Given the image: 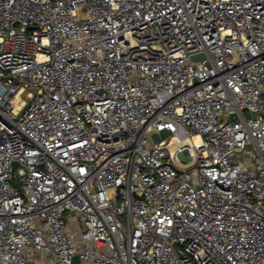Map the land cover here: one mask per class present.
Segmentation results:
<instances>
[{
  "label": "built area",
  "instance_id": "built-area-1",
  "mask_svg": "<svg viewBox=\"0 0 264 264\" xmlns=\"http://www.w3.org/2000/svg\"><path fill=\"white\" fill-rule=\"evenodd\" d=\"M34 253L264 264V0H0V264Z\"/></svg>",
  "mask_w": 264,
  "mask_h": 264
},
{
  "label": "crops",
  "instance_id": "crops-1",
  "mask_svg": "<svg viewBox=\"0 0 264 264\" xmlns=\"http://www.w3.org/2000/svg\"><path fill=\"white\" fill-rule=\"evenodd\" d=\"M33 264H53L54 257L44 253H34L30 259Z\"/></svg>",
  "mask_w": 264,
  "mask_h": 264
},
{
  "label": "water",
  "instance_id": "water-1",
  "mask_svg": "<svg viewBox=\"0 0 264 264\" xmlns=\"http://www.w3.org/2000/svg\"><path fill=\"white\" fill-rule=\"evenodd\" d=\"M198 58L203 59V58H204L203 54H195V55H193V59H198ZM253 114L255 115V112H254ZM232 118H235V116L232 115ZM168 133H169V132H167V131H163V132L161 133L162 137H160L158 134H154L153 136H154L155 140L159 142V141H160L164 136H166ZM16 164H17V163L15 162V163H14V167L16 166ZM13 172H14V171H13ZM77 259H78V257H75L73 263H74L75 261H77Z\"/></svg>",
  "mask_w": 264,
  "mask_h": 264
},
{
  "label": "rangeland",
  "instance_id": "rangeland-1",
  "mask_svg": "<svg viewBox=\"0 0 264 264\" xmlns=\"http://www.w3.org/2000/svg\"><path fill=\"white\" fill-rule=\"evenodd\" d=\"M29 264H33V261L30 260V261H29Z\"/></svg>",
  "mask_w": 264,
  "mask_h": 264
}]
</instances>
